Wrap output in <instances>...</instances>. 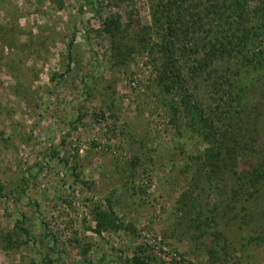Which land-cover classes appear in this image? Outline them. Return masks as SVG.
Wrapping results in <instances>:
<instances>
[{"label":"rangeland","instance_id":"rangeland-1","mask_svg":"<svg viewBox=\"0 0 264 264\" xmlns=\"http://www.w3.org/2000/svg\"><path fill=\"white\" fill-rule=\"evenodd\" d=\"M193 2L0 0V264H264V71Z\"/></svg>","mask_w":264,"mask_h":264},{"label":"trees","instance_id":"trees-1","mask_svg":"<svg viewBox=\"0 0 264 264\" xmlns=\"http://www.w3.org/2000/svg\"><path fill=\"white\" fill-rule=\"evenodd\" d=\"M168 1L172 5L173 3L177 4L179 9V6L183 5L187 0ZM252 3H255V6ZM173 8L175 9L176 7L173 6ZM192 10H194V13L191 10L188 11L192 21L190 25L182 22L180 15H175L178 12L165 17L166 22L169 24L167 26L169 34L167 36L172 37L171 35L174 33L172 25L175 19L174 25L184 26L178 33L181 35L176 37L178 34H175L174 36L176 41H179L187 38L186 35H190L193 31L204 29L205 21L202 20L200 15H210L212 20L209 17L211 22L208 21L209 27L205 31L206 41L208 42V56L204 57L205 60H202L204 61L202 64L205 66L208 61L219 60L220 65L224 66L221 69V76L224 81L228 82V87L234 92L243 91L245 88L244 83H241L236 77L231 78V80L227 79V74L232 69L242 66L248 70L250 68H259L264 71V0H194ZM111 24H113L111 19H106L104 22V26H107L108 30H110L109 25ZM176 50L177 47L175 42H173L170 47L168 45L163 49V53L165 55L169 53L168 55L172 56ZM234 74L237 76V72H234ZM233 110L234 108H232ZM227 113L229 115L232 114L231 110H228ZM184 119L185 117H182L181 121ZM201 120L197 122L191 120V122L202 127L204 125ZM172 123L176 130L181 132L179 116H176ZM241 146L243 153L251 151L254 147V145L247 144ZM262 164L263 162L260 164L261 167ZM234 173L239 176V172L235 171ZM252 173V184L261 186L263 183L259 176H262V173L257 171L256 167L253 168ZM258 188L255 189L256 192H259V194L264 193V186ZM22 222V219L17 221V226L20 230H23L19 226Z\"/></svg>","mask_w":264,"mask_h":264},{"label":"built area","instance_id":"built-area-1","mask_svg":"<svg viewBox=\"0 0 264 264\" xmlns=\"http://www.w3.org/2000/svg\"><path fill=\"white\" fill-rule=\"evenodd\" d=\"M160 249L162 251H164V252L166 251V249L163 248V247H160ZM164 255L169 257V258H171V259H173V260H175L176 262H180L181 261V260H179V258L177 256H175V254H164Z\"/></svg>","mask_w":264,"mask_h":264}]
</instances>
